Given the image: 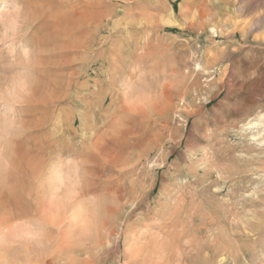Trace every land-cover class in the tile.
Instances as JSON below:
<instances>
[{
	"label": "rangeland",
	"instance_id": "1",
	"mask_svg": "<svg viewBox=\"0 0 264 264\" xmlns=\"http://www.w3.org/2000/svg\"><path fill=\"white\" fill-rule=\"evenodd\" d=\"M105 2L53 75L0 0V264H264V0Z\"/></svg>",
	"mask_w": 264,
	"mask_h": 264
},
{
	"label": "bare ground",
	"instance_id": "2",
	"mask_svg": "<svg viewBox=\"0 0 264 264\" xmlns=\"http://www.w3.org/2000/svg\"><path fill=\"white\" fill-rule=\"evenodd\" d=\"M6 3L11 4L16 8V13L13 17L14 29L19 28L21 31L23 30L25 34L28 32L33 33V37L29 39V45L34 47L36 52V60L33 62V68L36 73H52L55 72L56 69L62 68L61 66L63 63L59 62L57 58L62 56L64 52L76 49H80L82 52L83 56L80 60H82L84 65L92 47L89 28L92 25H95L98 29L97 31H103L104 29L103 19L105 16V0H6ZM31 63L32 62L30 61L29 64ZM31 72H33V70ZM52 74L54 75V73ZM68 78L69 82L77 79L74 72H72ZM38 97L40 98V96ZM250 127H261L264 129V124L255 123L251 124ZM18 185L15 186L18 187ZM5 187L6 186H3V188ZM1 199L2 198H0V200ZM2 205L1 202L0 207ZM3 210L6 211L5 208Z\"/></svg>",
	"mask_w": 264,
	"mask_h": 264
}]
</instances>
